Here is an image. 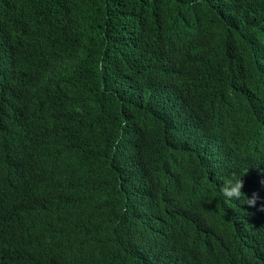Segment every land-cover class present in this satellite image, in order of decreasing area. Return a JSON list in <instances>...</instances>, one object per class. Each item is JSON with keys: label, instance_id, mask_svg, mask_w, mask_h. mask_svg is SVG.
Returning a JSON list of instances; mask_svg holds the SVG:
<instances>
[{"label": "trees", "instance_id": "obj_1", "mask_svg": "<svg viewBox=\"0 0 264 264\" xmlns=\"http://www.w3.org/2000/svg\"><path fill=\"white\" fill-rule=\"evenodd\" d=\"M262 203L264 0H0V264H264Z\"/></svg>", "mask_w": 264, "mask_h": 264}, {"label": "clouds", "instance_id": "obj_2", "mask_svg": "<svg viewBox=\"0 0 264 264\" xmlns=\"http://www.w3.org/2000/svg\"><path fill=\"white\" fill-rule=\"evenodd\" d=\"M243 186L244 181L242 179V176H233L224 183L220 191L226 198L233 200H242L244 205H247L249 207H256L260 197L255 192H253L251 196H246V194L242 191ZM260 210L264 211V203L260 205Z\"/></svg>", "mask_w": 264, "mask_h": 264}, {"label": "bare ground", "instance_id": "obj_3", "mask_svg": "<svg viewBox=\"0 0 264 264\" xmlns=\"http://www.w3.org/2000/svg\"><path fill=\"white\" fill-rule=\"evenodd\" d=\"M229 137V136H228Z\"/></svg>", "mask_w": 264, "mask_h": 264}]
</instances>
